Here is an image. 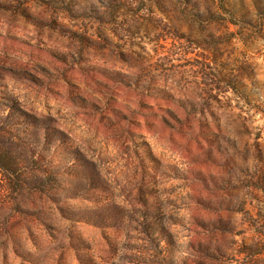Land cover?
<instances>
[{
	"label": "rangeland",
	"instance_id": "rangeland-1",
	"mask_svg": "<svg viewBox=\"0 0 264 264\" xmlns=\"http://www.w3.org/2000/svg\"><path fill=\"white\" fill-rule=\"evenodd\" d=\"M0 264H264V0H0Z\"/></svg>",
	"mask_w": 264,
	"mask_h": 264
},
{
	"label": "trees",
	"instance_id": "trees-1",
	"mask_svg": "<svg viewBox=\"0 0 264 264\" xmlns=\"http://www.w3.org/2000/svg\"><path fill=\"white\" fill-rule=\"evenodd\" d=\"M18 157L14 155L12 161L15 163V164H18Z\"/></svg>",
	"mask_w": 264,
	"mask_h": 264
}]
</instances>
